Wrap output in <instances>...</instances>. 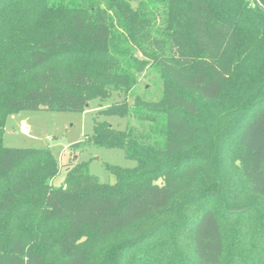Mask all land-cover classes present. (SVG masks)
Wrapping results in <instances>:
<instances>
[{"label": "trees", "instance_id": "16d2710c", "mask_svg": "<svg viewBox=\"0 0 264 264\" xmlns=\"http://www.w3.org/2000/svg\"><path fill=\"white\" fill-rule=\"evenodd\" d=\"M147 68L162 81L154 100L135 92ZM113 92L84 136L136 162L106 164L114 183L77 161L54 185L50 148L3 145L10 115L83 112ZM145 223L98 264H264V9L0 0V264H88L100 241Z\"/></svg>", "mask_w": 264, "mask_h": 264}, {"label": "rangeland", "instance_id": "374dc122", "mask_svg": "<svg viewBox=\"0 0 264 264\" xmlns=\"http://www.w3.org/2000/svg\"><path fill=\"white\" fill-rule=\"evenodd\" d=\"M135 92L146 99H157L162 94V81L151 68L145 69L138 77ZM121 99L118 92H113L106 100L92 99L83 112L51 111L47 109L21 110L7 117L2 142L7 147H48L61 164L60 173L52 180L59 185L64 179L66 167L70 162L88 161L89 172L101 182L114 183L115 176L106 164L121 167H133L136 162L125 156L124 150L88 144L84 135L92 132L96 111ZM130 99H132L130 97ZM107 120L116 128L126 125V118L118 116L99 117ZM81 142L76 148L71 147ZM148 228L137 225L133 230H125L100 241L88 251V264H98L106 249L123 239L132 238V231Z\"/></svg>", "mask_w": 264, "mask_h": 264}, {"label": "water", "instance_id": "95a60500", "mask_svg": "<svg viewBox=\"0 0 264 264\" xmlns=\"http://www.w3.org/2000/svg\"><path fill=\"white\" fill-rule=\"evenodd\" d=\"M254 1H255L256 3H258L262 9H264V6H262V5L259 3L258 0H254Z\"/></svg>", "mask_w": 264, "mask_h": 264}]
</instances>
